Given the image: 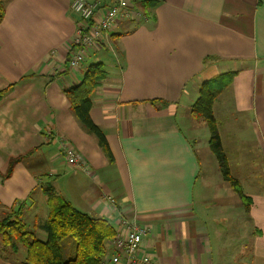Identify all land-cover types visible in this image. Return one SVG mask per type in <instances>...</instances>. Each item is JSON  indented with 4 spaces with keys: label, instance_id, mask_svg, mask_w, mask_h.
Returning <instances> with one entry per match:
<instances>
[{
    "label": "crops",
    "instance_id": "crops-1",
    "mask_svg": "<svg viewBox=\"0 0 264 264\" xmlns=\"http://www.w3.org/2000/svg\"><path fill=\"white\" fill-rule=\"evenodd\" d=\"M71 2L3 0L0 219L21 203L34 238L43 239L35 225L48 217L46 190L110 222L116 211L105 198L111 197L117 211L148 229L139 255L153 264H264V0H160L143 20L121 19L87 49L77 70L68 66L79 21ZM87 59L106 71L90 117L113 163L79 126L63 94L80 83ZM226 75L231 84L212 112L230 176L251 202L243 228L225 227L231 211L218 204L240 199L217 162L211 171L208 157L199 160L201 141L212 155L209 136L201 135L205 124L181 119L188 136L177 122L203 83ZM154 99L166 106L147 103ZM59 140L89 173L66 165ZM21 156L3 179L9 160ZM202 164L209 167L204 176ZM25 253L3 248L0 234V264H24Z\"/></svg>",
    "mask_w": 264,
    "mask_h": 264
},
{
    "label": "trees",
    "instance_id": "trees-1",
    "mask_svg": "<svg viewBox=\"0 0 264 264\" xmlns=\"http://www.w3.org/2000/svg\"><path fill=\"white\" fill-rule=\"evenodd\" d=\"M160 0H137L136 8L141 12L143 20L147 18ZM4 17L3 0H0V23ZM106 76L101 63L89 65L80 83L67 88L63 94L69 104V110L82 130L92 136L109 163L113 156L109 149L104 133L96 126L91 117L92 96ZM232 75L221 76L203 83L198 91V97L191 107L190 116L195 121H202L209 131L208 148L215 157L222 180L228 183L238 198L247 203L250 199L243 195L239 183L231 178L225 155L219 143L217 127L213 119V104L219 95L231 84ZM4 91L0 92V95ZM153 107H165L162 100L147 101ZM24 156L11 158L3 179L11 176L13 168L21 162ZM48 198V217L43 224L35 228L45 234V239L37 240L33 232L23 222L22 204L16 202L0 219V234L2 247L17 251L19 246L25 249L24 264H100L110 257L109 243L114 237V229L110 221L96 218L74 209L60 198H55L52 189L46 190ZM70 238L74 242L72 259L64 260L61 243Z\"/></svg>",
    "mask_w": 264,
    "mask_h": 264
},
{
    "label": "built area",
    "instance_id": "built-area-1",
    "mask_svg": "<svg viewBox=\"0 0 264 264\" xmlns=\"http://www.w3.org/2000/svg\"><path fill=\"white\" fill-rule=\"evenodd\" d=\"M136 2L137 0H72L70 8L79 21L71 43L74 51L68 61L71 70L80 68L87 49L106 38L121 19H141L142 14L135 6ZM59 146L67 166L89 173L68 143L59 140ZM105 200L116 211L115 218L111 219L115 238L110 242L112 254L100 264H153L148 256L139 255L143 239L149 233L148 229L117 211L113 198L107 197Z\"/></svg>",
    "mask_w": 264,
    "mask_h": 264
},
{
    "label": "rangeland",
    "instance_id": "rangeland-1",
    "mask_svg": "<svg viewBox=\"0 0 264 264\" xmlns=\"http://www.w3.org/2000/svg\"><path fill=\"white\" fill-rule=\"evenodd\" d=\"M89 63V59H87L86 61H85V64H88ZM89 65V64H88ZM87 67V66H86ZM189 114H190V112H185V111H183V110H179L178 111V114H177V122L179 123V125L181 126V128L183 129V131H184V133L186 134V135H188L189 136V131L188 130H185L184 128H183V125L181 124V119H183V118H188V119H190L191 118V116L189 117ZM192 119V118H191ZM205 128H206V126H205ZM203 130V129H202ZM203 132H204V134H201L203 137H206V136H209V131H208V129L205 131V130H203ZM204 141H201L200 142V151H198V156H199V160H200V162L201 163H204V159H205V157H208L209 158V160H210V169H211V171H213V167H214V163L216 162V159L212 156V155H208V151L207 150H204L203 149V147L205 146V144L203 143ZM202 170H201V176H204V175H206V173H207V171H208V169H209V167H206V166H204V164H202ZM215 168V167H214ZM221 175V174H220ZM222 178V177H221ZM232 178V177H231ZM46 180H48L47 181V183L48 184H50L51 183V181H53L54 180V178H45ZM237 181V180H236ZM47 185V184H46ZM44 188H46L45 186H44ZM233 195L235 196V198H238L237 197V195L233 192ZM30 199L31 198H29L28 200H27V203H28V205H30ZM240 204H236V199H234L233 197H232V200H229V199H226L225 201H222V202H220L219 204H218V207H220V208H222V209H225L226 211H231L230 212V215H229V217H227V218H225V220H224V223L227 225V226H225V227H228L229 225H231V224H233V223H237V225H240V226H242V228H243V225H245L246 224V220H247V218H249V214H247L249 211L248 210H246V206H247V203H245V202H243V201H241L240 200ZM251 204V203H250ZM25 205H26V203H25ZM43 215V214H42ZM25 217V216H24ZM27 218H22L23 220H24V222L26 223V225L28 224V223H30V217H28V216H26ZM32 218V217H31ZM36 218H39V216H37ZM125 218H127V219H129L128 217H125ZM108 221H110V220H108ZM112 221V220H111ZM34 222H37V221H35L34 220ZM111 223V225L113 226V223L112 222H110ZM30 225V224H29ZM27 227H28V229H27V231L28 232H30V233H32L34 230L33 229H31V228H29V226L27 225ZM35 233H38L37 231H35ZM43 233V232H42ZM43 235H44V238L43 239H41L40 238V235H37V237H36V239L37 240H39V241H42V240H44L45 239V234L43 233ZM114 238H115V236L111 239V241L113 242V240H114ZM250 245V242H249V240H247V243H246V246H249ZM109 248H108V251H109V253H110V255L112 254V252H113V248H112V245H111V243H109ZM19 247H21V246H19ZM61 248H62V251H63V259L64 260H69V259H72V257H73V254H74V242L70 239V238H68V239H65L62 243H61Z\"/></svg>",
    "mask_w": 264,
    "mask_h": 264
}]
</instances>
